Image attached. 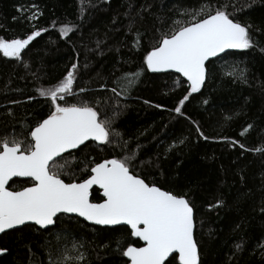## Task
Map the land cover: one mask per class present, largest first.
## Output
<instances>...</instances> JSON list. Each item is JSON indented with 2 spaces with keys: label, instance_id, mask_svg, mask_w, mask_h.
Masks as SVG:
<instances>
[{
  "label": "trees",
  "instance_id": "16d2710c",
  "mask_svg": "<svg viewBox=\"0 0 264 264\" xmlns=\"http://www.w3.org/2000/svg\"><path fill=\"white\" fill-rule=\"evenodd\" d=\"M205 5V11L219 8L251 25L254 46L210 62L205 86L189 96L181 115L174 109L188 94L187 81L148 71L143 56L164 35L203 19L198 10ZM33 13L36 19H28ZM64 25L71 29L67 35L61 34ZM41 29L20 60L0 53V139L26 145L32 128L52 110L38 89L57 84L76 64L74 95L66 100L88 103L120 136L112 137L113 144L90 142L64 155L67 164L57 159L65 165L61 179L82 182L90 174L86 165L134 153V174L191 201L201 264H264L257 246L264 244V151H256L264 149V0H0V38H26ZM136 72L126 93L111 91L118 78ZM31 184L15 179L9 189ZM92 201H103L98 189ZM117 240L141 246L128 227H96L61 215L46 230L29 225L2 235L0 248L8 251L0 264H48L49 252L57 259L65 251L72 257L82 252L80 264H125Z\"/></svg>",
  "mask_w": 264,
  "mask_h": 264
},
{
  "label": "snow or ice",
  "instance_id": "6c2138e0",
  "mask_svg": "<svg viewBox=\"0 0 264 264\" xmlns=\"http://www.w3.org/2000/svg\"><path fill=\"white\" fill-rule=\"evenodd\" d=\"M206 8L207 5L198 10V13H204L203 19L179 27L170 36L164 35L158 45L143 56V64L148 71L159 73L173 70L187 79L189 91L175 107L177 114H183L181 109L185 101L192 93L199 92L205 83L206 61L210 57H216L228 49L245 50L254 46L251 25L234 21L219 8L214 13L205 11ZM18 11L23 12V9ZM28 19H36V14L33 13ZM70 30L68 25H64L61 34L67 35ZM41 31L44 30H34L26 38H0V53L4 57L20 60L22 50L40 36ZM76 67L73 64L57 84L38 89L40 96L50 100L52 110L32 128L30 141L26 145L16 139H0V234L14 229L22 230L29 225L47 229L56 222L59 214H76L95 225H127L130 235L143 241V246L139 247L125 246L120 240L115 241L117 250L127 257L125 264H166L169 257L178 264H201L194 238L191 201L186 194L177 195L162 190L134 174L131 170L134 153L123 159H105L91 167L86 165L85 170L90 174L82 182L66 183L61 179L59 169L65 165L59 164L57 158L64 159L67 164L64 153L87 146L88 141H94L97 145L113 144L112 137L120 136L111 129V120L101 119L100 113L88 103L82 100L69 103L66 100V97L74 95ZM139 75L140 72L124 74L111 91L116 95L126 93ZM239 75L243 78L242 72ZM251 127L248 125V128ZM197 132L203 139H210L204 136L199 127ZM240 147L244 148V145ZM13 177L30 178L32 184L20 191H11L7 185ZM93 185L103 190L102 203L90 201ZM220 204L222 201L210 207ZM261 211L264 212V208ZM257 246L264 250V244L258 242ZM235 248L237 251L243 250L239 243ZM72 249L77 250L75 243ZM7 251L0 248V256ZM73 259L80 264L85 257L82 252L72 257L65 251L61 257L53 259L49 252L48 264H68Z\"/></svg>",
  "mask_w": 264,
  "mask_h": 264
},
{
  "label": "water",
  "instance_id": "95a60500",
  "mask_svg": "<svg viewBox=\"0 0 264 264\" xmlns=\"http://www.w3.org/2000/svg\"><path fill=\"white\" fill-rule=\"evenodd\" d=\"M239 50H240V49H228V50H226L224 53H221V54H219V55L216 56V57H210L209 60L206 61V78H205V83L203 84V86L201 87V89L205 86V84H206V82H207V77H208V65H209V63L212 62V61H214V60H216V59H218V58H220V57H222L223 55H225V54H227V53H229V52H236V51H239ZM22 51H23V50H22ZM7 58H10V57H7ZM152 73H153V72H152ZM167 73H173V74H176V75L182 77L185 81H187V79H186L185 77H183V76H182L181 74H179V73H176V72L173 71V70H169V71H166V72L154 73V74H167ZM187 83H188V82H187ZM201 89H200V90H201ZM90 142H94V141H88L87 144L90 143ZM94 143H96V142H94ZM81 147H83V146H81ZM76 150H78V149H76ZM76 150H71V152L76 151ZM66 154H68V153H64L63 156L66 155ZM57 159H59V158H57ZM15 179H20V180H30V178H26V177H13L12 180H10L9 183H8V185H7L8 188H9V186H10V183H11L13 180H15ZM94 189H98V190L100 191L101 197H102L103 200H104V197H103V190L100 189L98 186L93 185L92 188L90 189V195H89V199H90V201L93 202V201H92V191H93ZM9 190H10V189H9ZM162 190H164V189H162ZM11 191H12V190H11ZM19 191H20V190H19ZM102 202H103V201L98 202V203H102ZM93 203H96V202H93ZM61 215L77 217V218L83 220L84 222H86L87 224L92 225V226H96V227H103V228H115V227H120V226L128 227L127 225H116V226H101V225H95V224H92V223L89 222V221H85L82 217H78L76 214H59V216H61ZM59 216H58V217H59ZM58 217H57V218H58ZM57 218H56V219H57ZM194 221H195V220H194ZM54 225H55V223H54L53 225L49 226L48 228L54 227ZM32 226H35V225H32ZM24 227H25V226H24ZM36 227L39 228V226H36ZM48 228H47V229H48ZM39 229H40V228H39ZM129 229H130V228H129ZM14 230H17V229H14ZM42 230H46V229H42ZM11 231H13V230H9L8 232H11ZM8 232H7V233H8ZM2 235H4V234H0V237H1ZM134 238H135L136 240H139L137 237H134ZM194 238H195V229H194ZM139 241H140V240H139ZM140 242H141V246H143V241H140ZM5 254H6V253H5ZM5 254H4V255H5ZM4 255L0 256V258L3 257ZM126 258H127V257H126ZM171 258H172V257H169V259H171ZM166 263H167V261H166Z\"/></svg>",
  "mask_w": 264,
  "mask_h": 264
},
{
  "label": "rangeland",
  "instance_id": "374dc122",
  "mask_svg": "<svg viewBox=\"0 0 264 264\" xmlns=\"http://www.w3.org/2000/svg\"><path fill=\"white\" fill-rule=\"evenodd\" d=\"M73 86H74V84H73ZM69 97V96H68Z\"/></svg>",
  "mask_w": 264,
  "mask_h": 264
}]
</instances>
